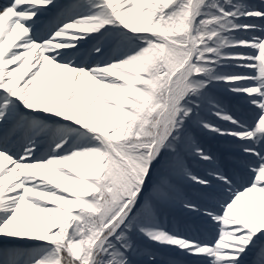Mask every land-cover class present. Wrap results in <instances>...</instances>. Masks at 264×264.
Instances as JSON below:
<instances>
[{
  "label": "snow or ice",
  "instance_id": "6c2138e0",
  "mask_svg": "<svg viewBox=\"0 0 264 264\" xmlns=\"http://www.w3.org/2000/svg\"><path fill=\"white\" fill-rule=\"evenodd\" d=\"M201 132L230 141L235 169ZM176 207L211 238L169 227ZM158 249L264 264V2L0 3V264H157Z\"/></svg>",
  "mask_w": 264,
  "mask_h": 264
},
{
  "label": "bare ground",
  "instance_id": "6f19581e",
  "mask_svg": "<svg viewBox=\"0 0 264 264\" xmlns=\"http://www.w3.org/2000/svg\"><path fill=\"white\" fill-rule=\"evenodd\" d=\"M251 1V0H249ZM61 2H66V0H61ZM252 4H257L256 1H252ZM45 21L50 20L51 17H45L44 18ZM90 45H86L85 48H90ZM228 97L226 99V104H227V108L233 112L234 114H236L235 110L231 107V101L233 99H241L243 96H239V95H235L232 93H229L228 91H226ZM250 110V108H249ZM237 115V114H236ZM225 127H228L230 125L225 124ZM223 140L228 141L226 138H223ZM224 152L219 153L221 156H224L228 162L227 164V171H232L233 169H235L237 167L236 163H231L228 156L227 155H232L234 157H237L238 153H236L235 151L231 150L230 147L227 148H223ZM191 196V195H190ZM194 200L199 199L196 197L191 196ZM180 208V207H179ZM180 212L183 214L187 215V220H183L181 218H179L178 216H174L172 213H169L167 211H165V218L167 221V224L169 227H179L181 229H194L197 233H199L201 235L202 238H211L212 236V229L210 227V225H207L204 221H202L199 217L196 216L195 213H191L188 212L186 210H183L180 208ZM157 256L159 258H161L162 264H168V261L170 259H175L177 261L180 262V264H194L195 259L194 257H182V256H178L176 254L170 253L165 249H158L157 250ZM190 258H194V260L190 259Z\"/></svg>",
  "mask_w": 264,
  "mask_h": 264
},
{
  "label": "rangeland",
  "instance_id": "374dc122",
  "mask_svg": "<svg viewBox=\"0 0 264 264\" xmlns=\"http://www.w3.org/2000/svg\"><path fill=\"white\" fill-rule=\"evenodd\" d=\"M5 2H7V0H2V2L1 3H5ZM218 88H223V86H218ZM225 92H226V90H224V92H223V96L225 95ZM219 99H220V97L216 94V93H214ZM221 100V99H220ZM242 101H245V100H242ZM232 103H234V101H231ZM237 108H238V110H239V106H237ZM199 136H200V139L202 140H205V141H210V142H212L213 143V145H214V147H215V149L217 150V149H219L220 150V148H222V146L225 144L224 142H221L220 140H218L220 137L219 136H213V135H211V134H208V133H205V132H201V133H199ZM209 139H211V140H209ZM202 142V141H201ZM203 143V142H202ZM204 144V146L206 147V148H208L206 145H205V143H203ZM208 149H210V148H208ZM215 155H217L219 158H220V156H219V154L217 153V152H219V150H217V151H215V150H212V149H210ZM232 159V158H231ZM233 160V159H232ZM220 163H221V165H222V167L224 168L225 166H224V163L222 162V160L220 159ZM208 166L207 165H200V166H197L196 167V170L197 171H203L205 168H207ZM190 191H192V192H194L195 193V191H193L192 189H190L189 188V192ZM197 196H199V194L197 195ZM158 263V262H157Z\"/></svg>",
  "mask_w": 264,
  "mask_h": 264
}]
</instances>
